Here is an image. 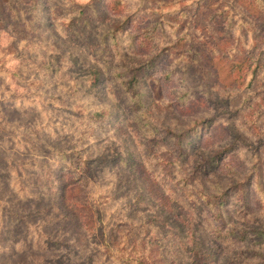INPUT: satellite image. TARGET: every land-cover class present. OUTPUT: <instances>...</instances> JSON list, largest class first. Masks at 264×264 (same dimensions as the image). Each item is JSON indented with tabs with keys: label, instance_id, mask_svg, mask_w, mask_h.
<instances>
[{
	"label": "rangeland",
	"instance_id": "1",
	"mask_svg": "<svg viewBox=\"0 0 264 264\" xmlns=\"http://www.w3.org/2000/svg\"><path fill=\"white\" fill-rule=\"evenodd\" d=\"M0 264H264V0H0Z\"/></svg>",
	"mask_w": 264,
	"mask_h": 264
},
{
	"label": "trees",
	"instance_id": "2",
	"mask_svg": "<svg viewBox=\"0 0 264 264\" xmlns=\"http://www.w3.org/2000/svg\"><path fill=\"white\" fill-rule=\"evenodd\" d=\"M123 10V8H120L119 10H117L116 12L118 11H121ZM97 71V70H96ZM98 72V71H97ZM127 92H129L131 94V96L133 97V82L131 81H127ZM177 137V141L175 142L177 145H180L181 144V140L183 139L182 136H176ZM75 168H77L78 170V173L79 174H69V180H75L77 183L78 182H81L83 179H85L86 174H82L83 172V168L82 167H77L75 166ZM68 191V186L63 188L62 192H64V194H66V192Z\"/></svg>",
	"mask_w": 264,
	"mask_h": 264
}]
</instances>
